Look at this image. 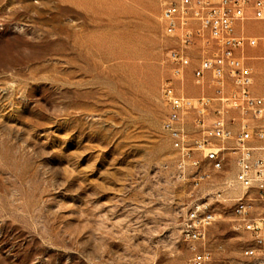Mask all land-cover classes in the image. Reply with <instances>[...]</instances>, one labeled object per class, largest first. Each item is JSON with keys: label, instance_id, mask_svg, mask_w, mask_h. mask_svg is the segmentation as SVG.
I'll list each match as a JSON object with an SVG mask.
<instances>
[{"label": "rangeland", "instance_id": "374dc122", "mask_svg": "<svg viewBox=\"0 0 264 264\" xmlns=\"http://www.w3.org/2000/svg\"><path fill=\"white\" fill-rule=\"evenodd\" d=\"M244 30L264 37V21ZM176 45L160 0H0V264H186L190 187L162 127ZM232 218L210 229L216 261L241 257Z\"/></svg>", "mask_w": 264, "mask_h": 264}, {"label": "built area", "instance_id": "2783aa9c", "mask_svg": "<svg viewBox=\"0 0 264 264\" xmlns=\"http://www.w3.org/2000/svg\"><path fill=\"white\" fill-rule=\"evenodd\" d=\"M160 5L164 30L177 40L167 54L175 79L161 88L167 108L162 127L175 150L168 167L190 187L181 220L192 250L186 264H264V82L257 83L247 55L249 48L264 47V37L244 30L247 21H264V0ZM196 49L193 77L202 91L189 95L184 78ZM228 213L232 231L248 237L240 258L216 261L215 250L222 254L225 246L209 232Z\"/></svg>", "mask_w": 264, "mask_h": 264}, {"label": "crops", "instance_id": "0c3cea01", "mask_svg": "<svg viewBox=\"0 0 264 264\" xmlns=\"http://www.w3.org/2000/svg\"><path fill=\"white\" fill-rule=\"evenodd\" d=\"M260 48H264V47H260ZM254 67V70H255V73H256V81L257 83L259 82H262L260 79H259V76H258V71L261 69V68H264V62H257V63H251ZM264 81V80H263Z\"/></svg>", "mask_w": 264, "mask_h": 264}]
</instances>
